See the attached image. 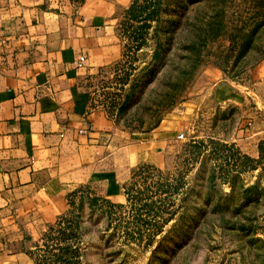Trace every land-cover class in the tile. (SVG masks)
I'll list each match as a JSON object with an SVG mask.
<instances>
[{
  "label": "rangeland",
  "instance_id": "374dc122",
  "mask_svg": "<svg viewBox=\"0 0 264 264\" xmlns=\"http://www.w3.org/2000/svg\"><path fill=\"white\" fill-rule=\"evenodd\" d=\"M152 5L156 37L149 29L140 50L127 42L96 90L132 138L158 142L165 163L135 169L122 200L90 185L72 192L32 264H264V174L249 185L251 158L220 137L264 121V0ZM122 25L140 28L128 16ZM224 86L241 97L220 109Z\"/></svg>",
  "mask_w": 264,
  "mask_h": 264
},
{
  "label": "crops",
  "instance_id": "0c3cea01",
  "mask_svg": "<svg viewBox=\"0 0 264 264\" xmlns=\"http://www.w3.org/2000/svg\"><path fill=\"white\" fill-rule=\"evenodd\" d=\"M133 1L0 0V264H32L29 251L79 187L122 200L135 169L164 165L156 140L132 138L98 101L97 82L128 42ZM256 71L264 76V60ZM239 97L214 92L220 109ZM231 129L221 141L251 158L252 185L264 174V121Z\"/></svg>",
  "mask_w": 264,
  "mask_h": 264
},
{
  "label": "trees",
  "instance_id": "16d2710c",
  "mask_svg": "<svg viewBox=\"0 0 264 264\" xmlns=\"http://www.w3.org/2000/svg\"><path fill=\"white\" fill-rule=\"evenodd\" d=\"M153 1H156V0H153ZM136 2L137 0L133 1L131 7L127 11V16H128L129 22L138 23L140 25V28L133 30L136 28V26H133L132 28L126 27L124 28V31H125L124 33L128 37V42L130 40L132 41V38L135 39L134 41H136L135 43H137V49L140 50L146 44L147 40L145 37L149 34L148 32L149 29L155 30L153 38L156 37L157 31H156V27L154 26V24L160 21V12L157 9H155V5H152V2H147L145 6H141V7H136ZM124 25H129V24L128 22H126L124 23ZM142 38H144L146 41L141 42L140 39Z\"/></svg>",
  "mask_w": 264,
  "mask_h": 264
},
{
  "label": "built area",
  "instance_id": "2783aa9c",
  "mask_svg": "<svg viewBox=\"0 0 264 264\" xmlns=\"http://www.w3.org/2000/svg\"><path fill=\"white\" fill-rule=\"evenodd\" d=\"M80 61H81V62H84V61H85V58H84V57L80 58ZM183 137H184L183 134H181V135L179 136L180 139L183 138Z\"/></svg>",
  "mask_w": 264,
  "mask_h": 264
}]
</instances>
